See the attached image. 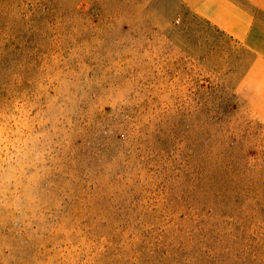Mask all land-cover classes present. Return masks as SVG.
I'll return each instance as SVG.
<instances>
[{"label":"rangeland","instance_id":"rangeland-1","mask_svg":"<svg viewBox=\"0 0 264 264\" xmlns=\"http://www.w3.org/2000/svg\"><path fill=\"white\" fill-rule=\"evenodd\" d=\"M199 4L0 0V264H264V33Z\"/></svg>","mask_w":264,"mask_h":264},{"label":"crops","instance_id":"crops-1","mask_svg":"<svg viewBox=\"0 0 264 264\" xmlns=\"http://www.w3.org/2000/svg\"><path fill=\"white\" fill-rule=\"evenodd\" d=\"M205 15L232 33H264V21L253 22L254 16L264 20V0H198ZM223 17V19H222ZM228 19V20H227ZM257 28H256V27ZM261 26V29H259Z\"/></svg>","mask_w":264,"mask_h":264}]
</instances>
